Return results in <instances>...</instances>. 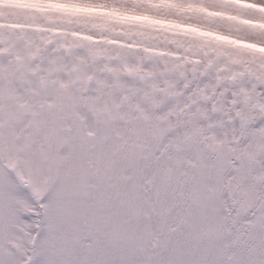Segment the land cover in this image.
<instances>
[{
  "label": "snow or ice",
  "instance_id": "snow-or-ice-1",
  "mask_svg": "<svg viewBox=\"0 0 264 264\" xmlns=\"http://www.w3.org/2000/svg\"><path fill=\"white\" fill-rule=\"evenodd\" d=\"M0 264H264V0H0Z\"/></svg>",
  "mask_w": 264,
  "mask_h": 264
}]
</instances>
